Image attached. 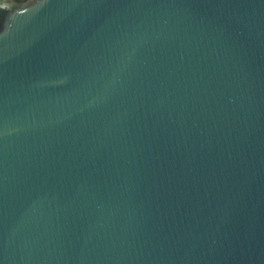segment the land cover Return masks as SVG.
<instances>
[{"label":"water","instance_id":"95a60500","mask_svg":"<svg viewBox=\"0 0 264 264\" xmlns=\"http://www.w3.org/2000/svg\"><path fill=\"white\" fill-rule=\"evenodd\" d=\"M0 264H264V0H0Z\"/></svg>","mask_w":264,"mask_h":264}]
</instances>
